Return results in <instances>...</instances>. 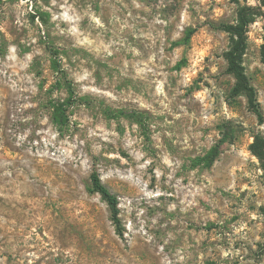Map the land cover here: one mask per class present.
Instances as JSON below:
<instances>
[{
    "label": "rangeland",
    "instance_id": "rangeland-1",
    "mask_svg": "<svg viewBox=\"0 0 264 264\" xmlns=\"http://www.w3.org/2000/svg\"><path fill=\"white\" fill-rule=\"evenodd\" d=\"M243 22L236 50L229 27ZM224 137L215 164L195 167ZM256 141L264 2L0 0V264H264Z\"/></svg>",
    "mask_w": 264,
    "mask_h": 264
},
{
    "label": "trees",
    "instance_id": "trees-1",
    "mask_svg": "<svg viewBox=\"0 0 264 264\" xmlns=\"http://www.w3.org/2000/svg\"><path fill=\"white\" fill-rule=\"evenodd\" d=\"M259 2H264V0H257ZM244 22L238 26L235 27H229V29L232 31L233 35L236 36L238 39L235 41L236 43V50L240 48V45L242 44V38L244 37L245 30H244ZM197 32V29H189L185 37L183 39L184 44H189L192 40L193 36ZM50 54L52 56V68L55 72H57L60 75V80H65V83L68 85V91H69V98L66 103L67 107L73 106L75 103H77V96L75 94L74 88L71 85L70 81L66 79V73L65 70L62 68L61 65V59L58 50L54 48H49ZM231 68L233 72L236 75L237 78V85L235 88L236 93H246L250 105L255 112V114L258 116L260 121H263V114L262 111L257 103V98L254 89L249 85L248 79L243 71V68L240 66V64L232 59L231 60ZM55 111V120H58L57 114L60 113L62 108L59 106H54ZM64 112V111H63ZM68 121V118L66 119ZM228 137H224L221 139L214 147L210 149L209 152H207L204 156L198 157L194 161L195 167L200 168H211L215 162L218 160L221 148L222 146L227 142ZM252 152L260 159L264 156V145L260 144L258 141L252 144L251 146ZM91 181V192L98 193L101 195L102 199L106 201V203L109 206L110 212H111V220L118 224V199L116 195H114L102 182L100 175L97 172H93L90 177ZM262 214L264 216V207L261 208Z\"/></svg>",
    "mask_w": 264,
    "mask_h": 264
}]
</instances>
